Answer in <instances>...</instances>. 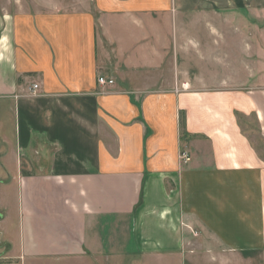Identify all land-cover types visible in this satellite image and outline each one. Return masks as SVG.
<instances>
[{
	"label": "crops",
	"instance_id": "1",
	"mask_svg": "<svg viewBox=\"0 0 264 264\" xmlns=\"http://www.w3.org/2000/svg\"><path fill=\"white\" fill-rule=\"evenodd\" d=\"M261 9L0 0V241L17 260L96 261L128 222L142 257L185 264L194 235L212 264H264V73L250 32L217 44Z\"/></svg>",
	"mask_w": 264,
	"mask_h": 264
},
{
	"label": "rangeland",
	"instance_id": "2",
	"mask_svg": "<svg viewBox=\"0 0 264 264\" xmlns=\"http://www.w3.org/2000/svg\"><path fill=\"white\" fill-rule=\"evenodd\" d=\"M255 17L251 19L250 21H234L230 23H224L222 26L223 31H234L236 33H233L234 35L230 36V34H226L225 37L221 38L222 40H218V45H222L224 42L226 46L235 45L237 46V43L241 40L238 35V31H243L244 34L248 35L249 32L251 34V37H246V39H242V45L243 46H256L257 50V73L260 75L261 73H264V10H258L255 12ZM211 24V22H210ZM234 25V26H233ZM197 28V27H196ZM198 29V28H197ZM237 29V30H236ZM189 31V29H188ZM253 33V34H252ZM229 36V37H228ZM203 41L211 42L212 39L210 38H202ZM180 91L188 90V87L181 86L178 87ZM2 103V101L0 102ZM3 104V103H2ZM3 110H10V105L3 104L2 105ZM238 124L241 127V129L244 132L252 133L254 132L255 124L250 118H243L240 116L238 118ZM5 132H8L9 128L6 124L5 127H3ZM7 134V133H6ZM248 134V135H249ZM254 140V139H253ZM4 184L5 182H1ZM13 229V226L11 228V231ZM123 234H119V231L116 230L114 227H108L105 230V233L103 232V236H108L109 233L111 235V244H107L103 250L100 251V255L96 259V261H77V260H71V259H22L17 260L15 258L14 253L10 250V248L5 244V239L0 241V264H172L169 260H163L157 258H151V257H142L140 254L137 253L135 250L133 241H132V235L133 232L130 230L129 223H125V227L123 229ZM194 241L193 246L191 247L193 255V261L190 262V254L189 253H183L185 254L184 260L186 261L185 264H212L210 263V260L207 259V257L204 255L205 252H201V246L199 245V238L196 239L194 235H192ZM13 238V237H12ZM106 237L103 238V241ZM7 240V239H6ZM198 240V241H197ZM199 250V251H198ZM103 254V255H102ZM105 254L109 257H104ZM242 258L246 260V262L240 263V264H251L249 260V254L244 253L241 254ZM178 264H183V261H181L180 258H178ZM173 264H177L173 261ZM234 264V263H233ZM237 264V263H236Z\"/></svg>",
	"mask_w": 264,
	"mask_h": 264
},
{
	"label": "built area",
	"instance_id": "3",
	"mask_svg": "<svg viewBox=\"0 0 264 264\" xmlns=\"http://www.w3.org/2000/svg\"><path fill=\"white\" fill-rule=\"evenodd\" d=\"M97 84L100 86H111L113 84L112 80H107L104 79L103 77H97ZM184 88V85H182ZM35 90H37V86L33 85L32 89H31V95L34 96L35 95ZM181 160L184 164H186L187 162H189L188 157H186L184 154H181Z\"/></svg>",
	"mask_w": 264,
	"mask_h": 264
}]
</instances>
